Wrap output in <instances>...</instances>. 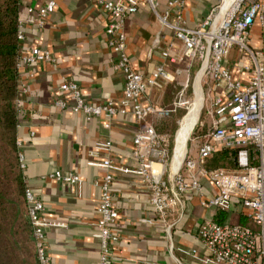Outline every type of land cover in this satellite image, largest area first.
<instances>
[{"label":"crops","instance_id":"1","mask_svg":"<svg viewBox=\"0 0 264 264\" xmlns=\"http://www.w3.org/2000/svg\"><path fill=\"white\" fill-rule=\"evenodd\" d=\"M48 1L22 0L20 30L24 38L20 55L40 47L49 50L53 60L20 68L17 142L20 141L19 153L26 163L21 168L25 185L44 202L42 214L46 220L56 223L46 228L51 264H99L98 205L100 185L108 169L92 163L107 159L122 168L114 170L113 181L114 202L119 211L114 226L119 236L113 244L114 264H209L204 260L211 254L199 235V227L206 218L219 221L222 211L201 205L197 192L184 195L183 207L166 217L154 209L149 183L136 172L139 162L133 154V140L139 126L131 108L111 120L106 116L87 119L82 113L55 104L64 97L58 85L66 79L76 81L86 100L96 104L108 99L119 101L126 78L115 67L118 55L108 41L110 16L96 0H55V11L40 27L38 10ZM170 1L174 0H160L159 11H168L171 21H177L182 14L183 24L190 28H196L220 2L184 0L182 5H170ZM125 32L127 51L136 71L148 77L158 65L166 64L172 78L161 79L148 96L158 107H170L176 101V91L187 88L197 58L187 54L183 42L161 23L147 3L128 17ZM252 43L256 47L262 45L259 24L252 27ZM171 44L175 62L163 54ZM227 63L236 72L240 56L230 54ZM203 72L204 69L199 81ZM236 76L242 78L246 73L237 72ZM168 121L167 116L152 113L144 124L153 125L162 133L168 130ZM105 142L110 146L99 147ZM185 146L180 154L175 152L172 164L164 169L165 178L179 167L186 152L198 151L193 147L184 153ZM55 171L79 174L82 185L51 177ZM202 185L206 198L214 196L216 190L209 180L202 179ZM240 219L237 209L226 214L225 222ZM32 244L35 247V242Z\"/></svg>","mask_w":264,"mask_h":264},{"label":"built area","instance_id":"2","mask_svg":"<svg viewBox=\"0 0 264 264\" xmlns=\"http://www.w3.org/2000/svg\"><path fill=\"white\" fill-rule=\"evenodd\" d=\"M110 16L106 32L108 41L118 58L116 69L124 73L126 82L119 101L108 99L100 103L86 100L82 88L74 80H64L58 90L64 95L55 104L74 113H82L87 119L106 116L113 119L128 108L135 117L139 130L133 140V154L139 162L136 172L143 176L151 189L150 202L154 209L166 217L183 207V196L197 192L201 205L233 213L239 211L247 224L218 222L206 218L201 222L199 235L211 256L204 261L209 264H264V53L252 43V27L256 19L263 22L264 0H220L211 8L208 16L196 27L183 24L182 14L177 21L170 20V13L159 11L160 0H96ZM142 3H147L161 23L172 29L185 46L187 54L202 60L203 74L213 82L216 91L213 99V128L198 148L196 156L185 153L181 164L168 178L165 168L172 164L170 139L144 121L152 114L169 116L176 112L181 102L174 101L170 107H158L149 99L148 93L159 85L160 80H170L172 75L166 64L158 65L148 77L134 69L127 51L125 25ZM184 0L170 1V5H182ZM57 2L49 0L38 10V25L44 27L46 18L55 11ZM34 11V8H30ZM19 38L24 35L20 30ZM173 44L164 51L171 62L177 57ZM240 56L236 72L227 63L230 54ZM49 50L32 47L30 53L19 58L18 65L52 61ZM201 68V69H202ZM246 73L245 77L236 74ZM144 124V125H143ZM20 141L17 142L19 144ZM110 143H99L107 148ZM221 148L237 150L234 167H210L209 159ZM21 168L26 166L19 153ZM97 164L108 169L100 185L98 210L101 254L99 264H114L113 244L119 240L115 224L119 211L115 206L113 191L114 170H122L107 159ZM51 177L65 183L82 185L77 173L63 174L55 171ZM202 179L209 180L216 193L206 198ZM25 198L28 216L33 226V237L39 264H51L46 246V228L56 223L43 216L45 205L34 191L26 187Z\"/></svg>","mask_w":264,"mask_h":264},{"label":"trees","instance_id":"3","mask_svg":"<svg viewBox=\"0 0 264 264\" xmlns=\"http://www.w3.org/2000/svg\"><path fill=\"white\" fill-rule=\"evenodd\" d=\"M22 7V0H0V143L6 146V157L4 159L6 170L8 171L11 164L13 167V173L10 171L7 176L9 177L11 174L17 193L15 197H12L6 191H3L0 177V264H28V262L22 261L20 255L16 256L17 249L22 242L17 238V233L23 232L31 243L34 242L33 226L28 216L25 198L26 185L17 144L18 126L21 119L19 103L21 69L18 62L21 47L19 33ZM254 24L260 25L261 48L264 53V18L261 23L259 19H256ZM166 128L167 126H165ZM195 139V146L192 145L190 149L193 147L198 149L203 143L198 139V136ZM190 153L188 152L189 155ZM236 155V149L221 148L214 154V158H211V164L208 165L210 167H220L226 164L227 167H234L236 165ZM1 159L0 156V174L2 171ZM211 159H209V162ZM226 214L228 213L222 211L219 214L220 219H218V222L224 223ZM239 222L248 223L242 216ZM11 248L14 250H10ZM35 251H33V262L31 264H39Z\"/></svg>","mask_w":264,"mask_h":264},{"label":"rangeland","instance_id":"4","mask_svg":"<svg viewBox=\"0 0 264 264\" xmlns=\"http://www.w3.org/2000/svg\"><path fill=\"white\" fill-rule=\"evenodd\" d=\"M197 63L195 65V71L192 70L191 75L189 76V84L186 89H179L176 91L175 97L176 101L181 102V105L177 109L176 112L171 113L169 116L168 126L166 131H162V133H167L170 139V149H171V158L174 157L175 152L181 153V143L179 141V132L182 128V125L185 122V119L190 117V114L193 110V103L200 98L201 108L198 119L194 128L192 129L190 136L187 140L185 151H189L191 146H195L196 139L198 136L200 141H204L207 138L209 131L213 128V110L214 104L213 99L216 94L213 88L212 80L207 77L205 74H202L201 81L198 80L200 77V72L205 69L202 68V60L197 59ZM205 66V65H204ZM202 68V69H201ZM184 147V146H183ZM6 146L0 143V156L2 160V171L0 174L1 177V189L6 191L8 195L15 197L17 193L15 192V184L11 179V174L8 177L7 173H13L12 164L8 171L6 170ZM193 150V149H192ZM191 151V150H190ZM187 153V152H186ZM178 154V155H179ZM197 152L190 153V156H196ZM10 162V161H9ZM8 163V162H7ZM13 163V160H12ZM14 165V164H13ZM226 166L227 165H223ZM229 167V166H228ZM13 176V175H12ZM17 238L21 240V245L17 249L16 256L20 255L22 261L28 262L31 264L33 262V251H35L34 245L27 239V235L22 233H17ZM25 239V240H23ZM25 241V242H24ZM14 250V249H10ZM36 253V251H35Z\"/></svg>","mask_w":264,"mask_h":264},{"label":"bare ground","instance_id":"5","mask_svg":"<svg viewBox=\"0 0 264 264\" xmlns=\"http://www.w3.org/2000/svg\"><path fill=\"white\" fill-rule=\"evenodd\" d=\"M231 1V0H229ZM205 68V66H204ZM200 108H201V102H200V98L198 100H196L193 103V110L190 114V117L188 119H185L184 124L182 125V128L179 132V140L181 143V147L186 145V142L190 136V133L192 131V129L194 128L196 121L198 119L199 113H200ZM179 157H182L181 155Z\"/></svg>","mask_w":264,"mask_h":264}]
</instances>
